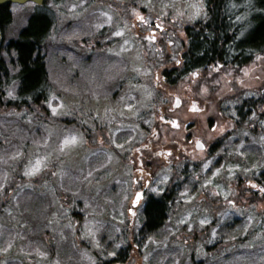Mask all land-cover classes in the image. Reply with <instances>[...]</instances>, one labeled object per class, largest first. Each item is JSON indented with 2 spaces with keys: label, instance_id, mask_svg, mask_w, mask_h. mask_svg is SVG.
Listing matches in <instances>:
<instances>
[{
  "label": "rangeland",
  "instance_id": "374dc122",
  "mask_svg": "<svg viewBox=\"0 0 264 264\" xmlns=\"http://www.w3.org/2000/svg\"><path fill=\"white\" fill-rule=\"evenodd\" d=\"M59 1L64 13L61 15L66 20H60L59 33L52 34V44L45 49L50 88L48 101L37 107L7 108L0 114V264H29L34 258L41 260L48 255L52 264H95L94 255L103 251L109 254L114 250L123 254L130 231L125 225L128 221H136L133 226L137 231L142 221L137 216L138 211L132 217L126 212L130 181L122 183L127 191L118 189L113 190L114 193L110 192L113 185L109 181L112 187L106 183L99 195L95 194L94 182L113 167L114 161L123 158L119 155L126 151L124 147L130 148L131 141L140 140L143 113L153 104L156 92H148L146 98V92L142 94L139 87L118 84V92L123 96L119 93L113 98L110 89L114 87L109 80L102 78V68L93 71L91 65L83 64L72 49L62 48L65 42L70 44L77 38L74 31L81 23L84 25L81 31L86 37L92 35L88 29H92L94 21L111 23L108 14L103 11L98 14L92 8L93 0H84V22L83 17L80 21L76 19L73 23L75 29L68 33L66 27L72 22H69L71 15L67 13L73 12L72 9L80 4L76 0ZM54 2L48 0L47 7L54 10ZM104 2V8L120 10L118 15H122L120 20L125 25L132 22L129 14L138 4L144 9L147 21H163L168 15L176 22V29L182 32L197 22L193 18L198 14L201 16L199 9L204 7L203 0ZM27 8L31 7H12V21L1 31L3 47L23 26ZM81 14L80 11L78 16ZM131 14L134 16V12ZM171 45L174 44L171 42ZM131 48L132 62L141 68L140 47L134 45ZM146 49L148 61L153 62L157 52L152 45ZM173 50L174 46L170 48ZM1 56L8 67V77H13L12 56L4 53ZM137 71L132 70V73L142 77ZM16 92L15 82L6 85L2 90L5 103L14 100ZM197 92L203 95L205 88L197 87ZM106 105L112 106V114L107 113ZM254 144L259 148V162L249 158L246 168L253 170L254 167L263 174L264 143L259 140ZM87 178V182L82 181ZM189 201L186 198L181 203ZM173 214L170 222L166 221L154 237L142 239L143 235L135 233L139 245L131 251L129 264H264V218L260 226L254 219L258 214H245L244 219L238 220L243 224L242 235H237L234 227L229 228L228 238H223L227 248L223 254L226 256L220 259L215 254L221 246L213 248L216 249L213 252L210 249L216 240L221 239L224 230L200 232L203 226L196 227L193 220L209 222L207 214L196 213L188 207L180 206ZM232 221L230 215L228 222L231 224ZM252 224L260 230L250 233ZM255 234L261 238L251 237L250 240L249 237ZM194 237H197L195 243ZM110 243L111 247L108 246Z\"/></svg>",
  "mask_w": 264,
  "mask_h": 264
},
{
  "label": "flooded vegetation",
  "instance_id": "af4514ba",
  "mask_svg": "<svg viewBox=\"0 0 264 264\" xmlns=\"http://www.w3.org/2000/svg\"><path fill=\"white\" fill-rule=\"evenodd\" d=\"M76 1L80 7L67 13L71 15L69 22H72L66 27L68 33L75 29L73 23L76 19L80 21L83 17L84 22L86 5L84 0ZM230 3L231 6L222 7L217 16L221 21L222 35L219 44L213 47L215 57L205 61L201 69L195 65V52H191L190 47L189 34L197 32L190 30L186 34V31L176 29V22L168 15L163 21L154 19L149 22L145 19L144 9L138 4L129 14L132 22L125 25L120 20L122 15H118L119 9L104 8V0L102 3L101 0H93L92 8L98 14L102 11L107 13L111 23L94 21L92 29H88L92 35L87 37L81 31L84 27L81 23L74 31L77 38L62 46L72 49L83 64L91 65L93 71L102 68V78L109 80L114 87L110 89L113 98L121 93L118 92V84L139 87L142 94L146 92V98L148 92H156L157 95H153V104L147 106L143 113L140 140L131 141L130 148L124 147L126 151L119 155L123 158L114 161L113 167L94 182L95 194L99 195L106 183L111 182L113 187L110 184V192L114 193L113 190L118 189L127 191L122 183L130 181L131 193L126 198V212L132 217L138 211L141 225L135 231L133 225L136 221H128L125 226L130 231L127 233L124 253L112 250L107 254V251H103L94 255L95 264H129L131 251L139 245L135 233L143 235L142 239L154 237L166 221L170 222L175 215L173 212L180 206L207 214L206 220L209 222L193 220L196 227L203 226L200 232L224 230L221 239L216 240L210 249L213 252L216 250L213 248L221 246L215 254L217 259L226 256L223 254L227 250L223 238H228L230 227L235 228L237 235L244 233L241 232L243 224L238 220L244 219L245 214H258L254 219L261 226L264 218V173L254 167L253 170L246 168V163L250 161L249 158L259 162L260 152L254 142L260 140L264 143V48L236 45L255 28L259 13L253 0H232ZM54 4L56 8L52 10L47 7L48 0H43L40 5L26 3L31 8H27V14L23 15V26L15 38L9 39L4 47L0 45L2 52L12 56L15 61L16 55L10 49L9 42L20 37L31 18L42 16L48 21V28L37 50L44 66L47 87L40 105H44L50 96L45 49L52 44V34L59 33L60 20H66L61 15L60 1L55 0ZM5 7L12 14L11 5ZM204 7L199 9L201 15L205 11ZM80 11L82 14L78 16ZM133 12L134 16L131 14ZM199 17L198 14L193 19L198 21ZM200 24L206 25L204 21ZM8 25H0V32ZM201 31L204 34L206 30ZM167 35L173 40L166 39ZM134 45L140 47L141 68L138 63L132 62L131 47ZM148 45H152L158 54L153 62L147 59ZM172 46L175 50L170 51ZM105 58L107 61H102ZM1 60L4 61L3 58ZM132 70H138L137 73L142 77L138 78ZM13 71L15 75L19 69L13 67ZM14 75L10 78L7 76L6 85L15 82L18 89L20 82ZM197 87L205 88V93L198 94ZM120 95L123 96V93ZM2 96L4 98L5 94ZM106 109L108 114L114 112L112 106L106 105ZM145 121L148 122L145 124ZM186 198L190 201L182 204L181 201ZM152 201L163 203L164 217L158 228L148 232L144 228L145 211ZM230 215L233 218L231 224L228 222ZM219 221L222 222L217 225ZM250 230L252 233L260 229L252 224ZM251 237L260 239L261 235ZM192 239L195 243L197 237ZM108 246L111 247V243ZM29 264H52L51 256L41 260L34 258Z\"/></svg>",
  "mask_w": 264,
  "mask_h": 264
},
{
  "label": "trees",
  "instance_id": "16d2710c",
  "mask_svg": "<svg viewBox=\"0 0 264 264\" xmlns=\"http://www.w3.org/2000/svg\"><path fill=\"white\" fill-rule=\"evenodd\" d=\"M205 12L198 18L192 27L184 31H196L189 34L191 52H195V65L197 69L205 66V61L212 60L213 47L219 44L221 34L220 9L225 5L231 6L232 0H203ZM259 13L255 28L247 34L244 39L237 42L240 47H261L264 48V0H253ZM211 14V15H210ZM206 25L200 24L203 21ZM12 16L7 12V8H0V25L10 24ZM48 28V21L42 16L31 18L28 26L22 30L20 37L15 41H10L9 46L16 55V60L10 62L15 69H19L14 75L20 84L17 89V97L14 100H3L2 90L5 89L8 76V67L5 61L1 60L3 55L0 49V114L7 108L24 109L29 104L40 105L41 99L46 94V76L42 60L38 55V45ZM201 29H205L203 34ZM227 36V35H226ZM185 40H183V43ZM229 54V50L227 51ZM264 52V51H263ZM37 53V54H36ZM203 63V64H202ZM204 65V66H203ZM164 205L161 202L152 201L145 211L146 223L144 228L151 232L158 228L164 217Z\"/></svg>",
  "mask_w": 264,
  "mask_h": 264
},
{
  "label": "water",
  "instance_id": "95a60500",
  "mask_svg": "<svg viewBox=\"0 0 264 264\" xmlns=\"http://www.w3.org/2000/svg\"><path fill=\"white\" fill-rule=\"evenodd\" d=\"M43 0H0V8L5 7L10 4L22 5L25 3H34L36 5H40ZM0 44H1V34H0ZM198 146H201L198 144Z\"/></svg>",
  "mask_w": 264,
  "mask_h": 264
}]
</instances>
